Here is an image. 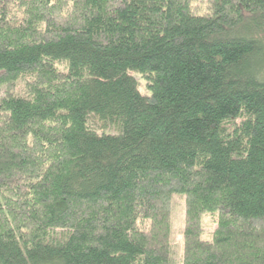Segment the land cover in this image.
Instances as JSON below:
<instances>
[{
	"label": "trees",
	"instance_id": "trees-1",
	"mask_svg": "<svg viewBox=\"0 0 264 264\" xmlns=\"http://www.w3.org/2000/svg\"><path fill=\"white\" fill-rule=\"evenodd\" d=\"M177 194L264 264V0H0V264H176Z\"/></svg>",
	"mask_w": 264,
	"mask_h": 264
},
{
	"label": "rangeland",
	"instance_id": "rangeland-1",
	"mask_svg": "<svg viewBox=\"0 0 264 264\" xmlns=\"http://www.w3.org/2000/svg\"><path fill=\"white\" fill-rule=\"evenodd\" d=\"M140 79L139 74H135ZM139 89L142 93H147L144 82L140 80ZM173 212H172V258L176 264L182 263L183 252V230L185 220V197L182 195L173 196ZM217 217L207 214L202 220L203 236L206 242L212 241V232L217 227Z\"/></svg>",
	"mask_w": 264,
	"mask_h": 264
}]
</instances>
